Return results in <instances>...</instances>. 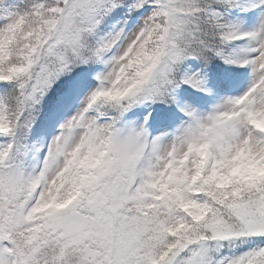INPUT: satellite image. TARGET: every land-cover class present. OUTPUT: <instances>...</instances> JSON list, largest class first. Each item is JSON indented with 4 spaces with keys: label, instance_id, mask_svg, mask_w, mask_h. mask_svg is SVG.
<instances>
[{
    "label": "snow or ice",
    "instance_id": "snow-or-ice-1",
    "mask_svg": "<svg viewBox=\"0 0 264 264\" xmlns=\"http://www.w3.org/2000/svg\"><path fill=\"white\" fill-rule=\"evenodd\" d=\"M241 149L264 0H0V264H264Z\"/></svg>",
    "mask_w": 264,
    "mask_h": 264
},
{
    "label": "clouds",
    "instance_id": "clouds-1",
    "mask_svg": "<svg viewBox=\"0 0 264 264\" xmlns=\"http://www.w3.org/2000/svg\"><path fill=\"white\" fill-rule=\"evenodd\" d=\"M233 172L244 181H252L264 175V157L257 159L255 157L247 158L244 149H241L235 158ZM231 175L225 179H230Z\"/></svg>",
    "mask_w": 264,
    "mask_h": 264
}]
</instances>
